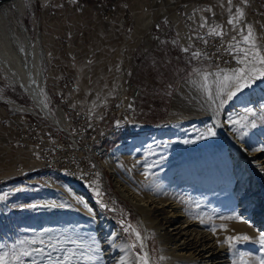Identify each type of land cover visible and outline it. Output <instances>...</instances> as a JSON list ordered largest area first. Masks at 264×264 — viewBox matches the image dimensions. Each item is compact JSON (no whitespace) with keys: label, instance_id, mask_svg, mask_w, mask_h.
Returning <instances> with one entry per match:
<instances>
[{"label":"rangeland","instance_id":"374dc122","mask_svg":"<svg viewBox=\"0 0 264 264\" xmlns=\"http://www.w3.org/2000/svg\"><path fill=\"white\" fill-rule=\"evenodd\" d=\"M121 1L130 7L129 14L120 16L119 37L109 29L115 12L111 0H30L23 3V23L31 34L39 29L43 35L47 55L44 74L50 95L48 108L54 109L57 105L56 109L63 114L61 104L65 109L85 108L96 114L110 105L119 90V95L123 96L128 90L127 81H131L141 89L135 108L143 124L118 125L115 131L106 132L97 160L104 185L100 192L56 166L51 167V172L43 168L27 172L37 163L26 158L29 154L26 148L16 150L17 129L13 125L7 129V124L1 120L8 114H41L10 111L8 101L23 107H32V104L0 74V97L3 99L0 101V190L3 194L9 185L34 179V190L0 198V255L7 253L8 264H85V253L75 244L73 234L57 227L56 222L63 213L72 214L73 210L86 218L88 214L83 213V206L69 194L47 187L54 183L80 188L89 203L122 230L135 261L141 264V257L146 256L140 243V239L145 241L146 238L141 214L118 191L105 163L108 154L126 140L169 127L175 94L185 81L204 72L244 67L239 63L242 55L232 46L239 43L240 47H247L241 43V32L246 33L249 26L257 45L264 46V0H246V3L242 0H231V3L229 0ZM237 9L244 13L243 17L234 25L229 24L230 19H236ZM212 29L222 35L210 34ZM134 42L139 45L131 52L129 49L134 47ZM171 43L177 44V48L181 45L186 52L172 49L175 46ZM68 80L71 86L66 89L63 82ZM256 81H264V78ZM75 100L81 104L77 105ZM180 112V116H185L196 109L184 104ZM120 165L118 174L122 176V185L146 196L144 181L148 179L141 176L145 166L129 161H122ZM256 194L251 191V195ZM257 197L253 200H264V194ZM213 209L215 213L221 212L218 206ZM21 243L24 246L20 247ZM147 243L154 263L160 264L159 243L152 230L148 231ZM226 247L233 252L236 264H260L264 259V245L241 249L229 248L226 244ZM37 248L43 252L34 251ZM25 252L31 255H23ZM66 257L70 259L62 260Z\"/></svg>","mask_w":264,"mask_h":264},{"label":"bare ground","instance_id":"6f19581e","mask_svg":"<svg viewBox=\"0 0 264 264\" xmlns=\"http://www.w3.org/2000/svg\"><path fill=\"white\" fill-rule=\"evenodd\" d=\"M24 1L30 0H14L0 9V74L32 104L23 107L8 101L10 111L53 119L47 106L50 95L43 35L39 29L31 34L23 23ZM239 69L204 72L182 83L174 97L170 126L122 142L105 160L118 191L141 214L146 238L140 243L147 264H155L147 243L149 230L159 243L160 264H236L233 252L223 244L227 237H248L236 240L237 248L261 246L264 200L253 199L264 194V81H253L229 99L227 91L233 89L225 88L229 82L223 77ZM184 104L196 112L180 116ZM57 114L63 117L60 109ZM105 139L101 137L100 143ZM122 161L145 166L141 176L148 179L144 181L146 196L122 185L118 174ZM51 167L43 169L51 172ZM33 183L29 179L9 185L3 194L0 190V198L34 190ZM47 187L69 194L88 214L86 218L72 209V214L63 213L56 222L73 234L75 244L85 253V264H137L122 230L90 204L80 188L55 183ZM253 190L256 196L251 195ZM215 206L221 212L215 213Z\"/></svg>","mask_w":264,"mask_h":264},{"label":"built area","instance_id":"2783aa9c","mask_svg":"<svg viewBox=\"0 0 264 264\" xmlns=\"http://www.w3.org/2000/svg\"><path fill=\"white\" fill-rule=\"evenodd\" d=\"M63 85L69 89L71 82L64 81ZM127 85L128 90L123 96L119 95V90L110 105L96 114L85 108L65 109L59 104L63 110L62 118L57 114V105L54 109L49 106L53 119L26 113L20 115L22 124L15 126L19 145L26 148L29 159L37 163L27 171L56 166L100 192L104 188L103 176L97 168L100 138L106 132L115 131L118 125L143 124L138 120L139 113L134 106L141 97V89L131 81H127ZM75 102L81 104L78 100Z\"/></svg>","mask_w":264,"mask_h":264},{"label":"snow or ice","instance_id":"6c2138e0","mask_svg":"<svg viewBox=\"0 0 264 264\" xmlns=\"http://www.w3.org/2000/svg\"><path fill=\"white\" fill-rule=\"evenodd\" d=\"M242 2L246 3V0H242ZM231 3V0H229ZM237 17L236 19H230L228 21L229 24H235L241 19L244 13L237 9ZM203 26V25H202ZM210 34L215 35H222V32L217 31L216 29H212ZM241 43L246 45L247 47H240L239 43L237 45H233L232 47L237 49L238 54L242 55V59L239 61L244 67L239 69L237 72L232 73L229 75H224V81H228L229 83L225 85V88H230L233 90L227 91V96L229 99L232 98L236 94V92L242 90L245 87L251 86L252 82L258 78H264V67H258V65H264V46L257 45L256 40L254 38L253 31L249 26L247 32H241ZM187 50V49H185ZM198 55V54H196ZM207 80V76L204 77ZM55 206V205H51ZM35 207V205H32ZM222 219L227 220H240L239 217L236 216H224L221 217ZM243 222V221H241ZM135 231V230H133ZM137 239H139V233H136ZM239 239H248L247 236L243 237H227L225 243L228 245L229 248L234 247L235 241ZM259 242L261 245H264V234H261L259 237ZM32 243H36L33 241ZM36 252H43V249L37 248L34 249ZM96 252H99V249H95ZM23 255H31V253L25 252ZM18 259V257H16ZM70 259V257L62 258V260ZM90 260L95 259V257H89ZM0 264H8L7 253L0 255ZM141 264H147V260L144 257H141ZM260 264H264V259L260 261Z\"/></svg>","mask_w":264,"mask_h":264},{"label":"crops","instance_id":"0c3cea01","mask_svg":"<svg viewBox=\"0 0 264 264\" xmlns=\"http://www.w3.org/2000/svg\"><path fill=\"white\" fill-rule=\"evenodd\" d=\"M112 1V8L114 9V16H113V19L112 21L110 22V31H112L116 37H119L120 36V32H119V28H118V22L120 20V16L123 15V13L125 14H129V7L130 5L128 3H125V2H122L121 0H111ZM192 16V15H191ZM193 17V16H192ZM132 20V19H131ZM135 21V20H133ZM131 21V23L133 22ZM101 23V22H100ZM105 23V22H104ZM104 23H102L103 25H105ZM191 37H194V35L191 33ZM135 43V42H134ZM172 44V43H171ZM139 43H135L134 44V47H130L129 50H131V52L135 49L136 46H138ZM173 45V44H172ZM175 46V48H172L174 50H177L179 49L180 53H184L186 51H184L180 46L177 48V44L176 45H173ZM135 106V105H134ZM101 110H99L98 112H100ZM13 115H17V114H8L6 118H3V120L1 121H4L7 125V129H9L12 125L13 126H17V125H21L22 124V118L20 115H17V116H13ZM10 116V117H9ZM10 118V120H9ZM21 118V119H20ZM15 143H16V146H17V149L18 150L20 148V145H19V142L17 141V138L15 140ZM20 150V149H19ZM26 158L28 159V154H26ZM28 172V171H27Z\"/></svg>","mask_w":264,"mask_h":264},{"label":"water","instance_id":"95a60500","mask_svg":"<svg viewBox=\"0 0 264 264\" xmlns=\"http://www.w3.org/2000/svg\"><path fill=\"white\" fill-rule=\"evenodd\" d=\"M14 0H0V9L7 3L12 2ZM22 92V91H21ZM175 93V92H174ZM174 95V94H173ZM173 100V99H172Z\"/></svg>","mask_w":264,"mask_h":264},{"label":"trees","instance_id":"16d2710c","mask_svg":"<svg viewBox=\"0 0 264 264\" xmlns=\"http://www.w3.org/2000/svg\"><path fill=\"white\" fill-rule=\"evenodd\" d=\"M106 184H107V186H108L109 188H111V187H110V186H111L110 183L107 182Z\"/></svg>","mask_w":264,"mask_h":264}]
</instances>
